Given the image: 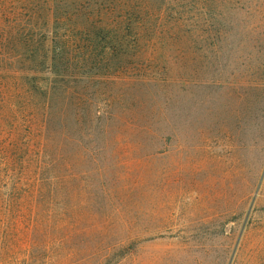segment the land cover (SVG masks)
Wrapping results in <instances>:
<instances>
[{
  "label": "rangeland",
  "instance_id": "374dc122",
  "mask_svg": "<svg viewBox=\"0 0 264 264\" xmlns=\"http://www.w3.org/2000/svg\"><path fill=\"white\" fill-rule=\"evenodd\" d=\"M53 63L77 116L0 166V264H264V0H0V70Z\"/></svg>",
  "mask_w": 264,
  "mask_h": 264
},
{
  "label": "trees",
  "instance_id": "16d2710c",
  "mask_svg": "<svg viewBox=\"0 0 264 264\" xmlns=\"http://www.w3.org/2000/svg\"><path fill=\"white\" fill-rule=\"evenodd\" d=\"M89 41V40H88ZM109 41V40H108ZM114 43L121 45L119 37H113L112 42H106V49H103L102 55L106 56L108 45ZM91 45V41H89ZM93 49L92 45L90 46ZM55 62V60H52ZM52 70L47 69V76H41V70L27 69L19 72H8L7 69L0 70V127L9 126L12 129L7 130V135L12 140H7L4 136L3 128L0 130V166L5 165L12 160L13 150L20 147H26L27 150L34 146V138L39 140L37 144L41 155L46 156V141L49 143L50 131L54 128V137L51 138V145L55 151L58 150L56 143L58 134H63V123L66 127L70 123L72 116L75 122L76 116L70 115V109L74 106L72 98L68 97L69 92L64 91V78L57 71L55 64H52ZM24 129L25 134H21ZM39 132L41 135H36ZM5 142H13L10 143ZM52 162V161H49ZM27 184L20 185L24 188ZM18 188V191L25 193V189ZM17 189V188H16ZM11 189L7 192L0 190V198L5 197L7 203L4 206L10 207L8 198L13 197ZM0 199V206L3 204ZM2 207V206H1Z\"/></svg>",
  "mask_w": 264,
  "mask_h": 264
}]
</instances>
